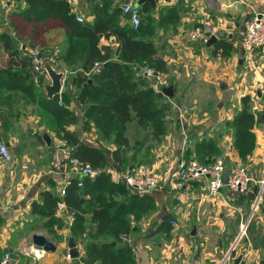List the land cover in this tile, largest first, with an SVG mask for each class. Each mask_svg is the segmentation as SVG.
I'll list each match as a JSON object with an SVG mask.
<instances>
[{
	"label": "crops",
	"instance_id": "obj_1",
	"mask_svg": "<svg viewBox=\"0 0 264 264\" xmlns=\"http://www.w3.org/2000/svg\"><path fill=\"white\" fill-rule=\"evenodd\" d=\"M72 1L70 6L76 14L81 13L85 20L92 19L91 4L96 0ZM118 1L125 0H112V5ZM177 1L164 0L160 7ZM186 1H179L186 9L181 12L180 21L175 25L157 26L154 35L158 55L166 62L164 71L173 89L172 96L165 95L177 104L188 106V111L180 114L178 107L169 103L165 133L160 138L150 136L147 141L151 147L150 156L153 157L149 164L159 172L161 182L147 191L154 199L155 208L136 221V228L130 235L136 264H258L264 258V185L260 186V180L264 178V118L254 127L255 146L244 160L232 144L233 129L227 121L240 107V97L244 93L251 95L253 109L264 107L261 91L264 84V44L258 48L259 62L249 68L251 74L243 70L245 64L241 54L245 20L255 12L264 11V0H196V5ZM234 1L236 6L229 5ZM18 3L17 0H0V15L4 17ZM23 4L22 1L21 6ZM154 14L156 16L157 12ZM221 31L231 34L226 36L232 37L236 46L226 58L219 53L213 54L212 45L206 46L201 40L203 35L212 33L219 38L224 35L220 34ZM102 41L112 47L117 45L114 36L102 38ZM46 46L53 49L54 56L62 53L67 46L65 30L62 27L49 30ZM49 61L54 67L58 64L60 69L57 70L64 72V79L73 73L61 59L50 57ZM38 77L43 79L44 95L47 97L45 84L51 79L46 71L35 73V80ZM149 80L153 79L149 77ZM63 90H67L65 80L60 92ZM69 92L68 107L75 111L77 121L68 127L84 141L102 146L111 155L114 144L103 140L93 125L85 128L84 105L78 100L74 86ZM17 109L19 113L13 127L22 125L32 128L30 139L37 138L35 147L41 148L48 146L42 135L46 132L51 138L52 149L48 152L45 149L49 159L37 164L39 158L36 155L37 159L20 149L18 136H7L12 131L5 132L0 126V137L13 156V160L7 162L0 158V255L10 251L11 264H81L85 262L81 258L84 242L74 241L78 256L69 255L68 239L72 236L71 223L66 215L59 212L56 206L55 214L62 216L63 222L48 229L45 225L47 217L31 211V202L41 199V190L49 189L59 195L61 186L75 176L71 166L64 165L60 170L50 166L52 152L63 141L54 130L40 123L35 111L28 113L26 109ZM126 134L131 143H138L143 131L132 120L128 123ZM205 139H211L209 144L202 142ZM198 145L203 151H209L205 157L210 154L224 157L227 169L236 164L247 166L251 176L249 199L238 197L241 192H232L227 187L218 196L207 195L204 178L191 180L183 188L185 195L176 197L169 189V172L181 161L193 158ZM24 155L26 158L23 159L27 162L21 163L20 156ZM135 160L129 157V164L138 162ZM109 170L113 179L119 180L121 166L113 162ZM254 186L258 187L257 192L253 190ZM117 197L122 198V195ZM249 214L248 235L246 233L238 239L240 223ZM89 220L90 214L86 222ZM168 224L171 226L169 231L166 229ZM33 232L45 234L57 245L56 249L43 251L32 242Z\"/></svg>",
	"mask_w": 264,
	"mask_h": 264
},
{
	"label": "trees",
	"instance_id": "obj_2",
	"mask_svg": "<svg viewBox=\"0 0 264 264\" xmlns=\"http://www.w3.org/2000/svg\"><path fill=\"white\" fill-rule=\"evenodd\" d=\"M17 1L19 5L8 10L4 17L0 15V126L5 132L13 129V121L19 113L17 104L22 101L26 108L31 107L29 111H35L41 124L54 130L63 144L71 147L69 156L82 159L95 170L81 177V185L76 176L69 178L62 197L49 189L41 190V199L32 200L31 211L47 217L45 225L51 229L54 224L63 222L62 216L55 214L57 202L63 199L67 209L74 211L70 235L75 242H84L81 258L87 264L96 261L98 264H136L133 245L122 236H130L136 221L156 205L149 192L133 191L123 180L113 179L109 168L113 162L125 168L131 156L147 163L153 159L147 141L150 136L160 138L165 133V115L170 104L168 97L155 89L154 78L150 81L142 68L166 69L154 39L156 27L177 24L186 9L180 0L156 10L149 2H144L140 6V22L134 27L122 12L124 1L113 5L112 0L93 1V17L83 21L77 19L67 0ZM56 27L65 30L67 46L54 56L53 49L46 45L47 32ZM110 36L117 40L115 47L102 41ZM31 46L50 51L51 57L61 59L66 68L73 71L64 79L67 90L52 98L38 93L28 50ZM235 49L233 38L226 35H221L211 46L213 54L219 53L225 58ZM96 61L100 66L91 72ZM73 86L84 105L85 128L93 125L103 140L114 144L111 155L102 146L84 141L68 127L77 121L75 111L68 107ZM240 102L227 123L233 129L232 144L244 160L255 146L254 127L264 118V107L253 109L249 93L241 95ZM30 104L35 107L27 106ZM132 120L143 131L138 143H131L126 134ZM38 137L41 139L40 135ZM210 141L202 142L209 144ZM51 149L52 145L46 147L47 151ZM196 150L194 157L201 162L208 163L216 157L211 152L205 157L209 151H203L200 145ZM64 164L70 166L68 158L64 159ZM253 190L257 192L258 187L254 186ZM119 195L122 198H118ZM238 197L249 199V190ZM168 217L167 214V220ZM249 227L250 221L247 235ZM170 228L168 224L167 231ZM258 264H264V258Z\"/></svg>",
	"mask_w": 264,
	"mask_h": 264
},
{
	"label": "built area",
	"instance_id": "obj_3",
	"mask_svg": "<svg viewBox=\"0 0 264 264\" xmlns=\"http://www.w3.org/2000/svg\"><path fill=\"white\" fill-rule=\"evenodd\" d=\"M72 3V0H67ZM234 6L237 3L231 2L229 5ZM141 4L138 0H125L122 3V12L127 15L128 20L131 24L136 27L141 19ZM76 17L78 20H85L84 15L77 13ZM208 35H203L201 40L205 42ZM22 45V42H20ZM261 44H264V11H259L251 14L244 24L243 35L241 38V54L244 62L256 64L257 55L256 49ZM29 55L31 57L32 72L39 73L43 67L45 60L44 50L40 46L28 47ZM100 66V62L94 63L91 72L97 71ZM144 73L154 78V87L156 90H161L162 87L169 84L168 74L162 69H155L152 66L144 67ZM64 80V77H63ZM62 80V82H63ZM261 91L264 93V84L261 86ZM165 94V93H164ZM169 103L175 104L180 114H184L188 111V106L180 105L172 101L170 97L167 98ZM61 102V99H59ZM71 147L64 145L63 143L58 144L55 150L51 154L50 166L54 170H60L65 164L64 159L68 158L71 168L74 170L75 176L78 178V185L82 184L81 177L86 174H93L95 170L85 161L75 156H69ZM0 158L3 161H11L13 156L9 150L5 140L0 137ZM170 186L169 189L174 191L177 198H181L184 194L183 188L191 180L206 179V194L210 196H218L221 194L222 189L227 187L232 192H243L247 191L251 182V176L244 164H236L232 168L227 169L224 157L217 156L211 162L204 163L196 158H190L187 161H181L175 168L170 170ZM119 179L123 180L129 187L139 192H147L156 188L161 182V175L153 168L149 163L145 161H138L135 163L128 164L125 168H121L119 173ZM67 183V182H66ZM64 183L60 190L59 195L62 197L66 193ZM264 185V178L260 180L261 188ZM57 210L63 215H66L69 223L74 218V211L67 209L63 199L57 202ZM250 220V215L247 216L245 221L240 223V230L238 237L246 234V227ZM173 223V220H170ZM123 240L127 243L132 242V238L129 235H123ZM11 252L6 250L0 255V264H11ZM81 264H86L82 262Z\"/></svg>",
	"mask_w": 264,
	"mask_h": 264
},
{
	"label": "water",
	"instance_id": "obj_4",
	"mask_svg": "<svg viewBox=\"0 0 264 264\" xmlns=\"http://www.w3.org/2000/svg\"><path fill=\"white\" fill-rule=\"evenodd\" d=\"M140 4H143L144 2H149L152 7H155L156 0H138ZM220 34L228 35L231 36V34L227 33L226 31H221ZM218 38V35L215 33H212L208 36L207 40L204 42L206 46H210L214 43V41ZM44 63L43 67L45 71L48 73L51 82L45 84V90H46V95L48 98H52L54 95L59 94L61 86H62V80L64 77V72L62 70H57L49 61V58L51 57L50 52H45L44 53ZM163 91L165 94L168 96H172L173 94V89L171 84L164 85L162 87ZM260 90H258V93ZM43 138L46 141V144L49 146L51 138L50 136L46 133L43 132ZM250 215V214H249ZM32 242L40 247L44 251H54L57 247V245L47 238V236L41 232H33L31 235ZM68 253L70 256L75 257L78 256L79 251L75 247V242L72 237H69L68 239ZM239 259V256L237 257L236 261Z\"/></svg>",
	"mask_w": 264,
	"mask_h": 264
},
{
	"label": "rangeland",
	"instance_id": "obj_5",
	"mask_svg": "<svg viewBox=\"0 0 264 264\" xmlns=\"http://www.w3.org/2000/svg\"><path fill=\"white\" fill-rule=\"evenodd\" d=\"M186 2H192V3H194L195 4V2H196V0H187ZM164 3V0H157V9H158V7H160L162 4ZM197 4V3H196ZM195 4V5H196ZM156 9V8H155ZM191 10V9H190ZM258 48H259V46H258ZM258 48L256 49V55H257V62H259V60H258V58H259V53H258ZM218 59V58H217ZM219 60V59H218ZM244 64H245V66H243V70H245V71H247V74H251V71H250V69L249 68H251V67H254L256 64H251V63H246V62H244ZM55 65V67H56V69H60L59 68V66H58V64H54ZM45 69H42L41 71H42V73H45V71H44ZM253 74V73H252ZM151 77V76H150ZM37 82H38V90H39V94L40 95H44V88H43V79H42V77H38V79H37ZM263 95H264V93H263ZM263 98H264V96H263ZM263 103H264V101H263ZM17 106L19 107V109L20 110H24L25 111V109L26 110H28L27 112L29 113L30 111V108L31 107H29V109H27L26 108V105H24L23 104V102L22 101H20V102H18V104H17ZM27 106H33V105H27ZM35 106V105H34ZM33 108V107H32ZM16 111H17V109H16ZM12 132H9V133H7V136H9V137H12V135L15 137V136H18V138H19V140H20V143H19V146H21L22 148H20L22 151H25V153H26V155H31V156H37L38 158H39V160L37 161V164H39V163H42L43 161L45 162V161H47V159H49V154L45 151V149H46V147H35V143H37V141H38V139L37 138H35L34 140H32V139H30V137H32V136H30L31 135V131H32V128H30V129H27V128H25V127H23L22 125L20 126V125H16V126H14L13 127V129L11 130ZM40 148V149H39ZM37 149H39V152H37ZM25 156V155H24ZM24 156H20V162L22 163L23 161H25V162H27V160H25V159H23V158H26V156L24 157ZM35 156V157H36ZM37 157L35 158V159H37ZM2 160V159H1ZM13 160V159H12ZM3 161V160H2ZM3 162H6V161H3ZM245 165V164H244ZM246 166V165H245ZM154 168V167H153ZM246 168H247V166H246ZM247 170H248V168H247ZM249 171V170H248ZM247 218V216L243 219V222L245 221V219ZM241 237V236H240ZM240 237H237L238 239L240 238ZM237 239V240H238ZM44 251V250H43Z\"/></svg>",
	"mask_w": 264,
	"mask_h": 264
}]
</instances>
